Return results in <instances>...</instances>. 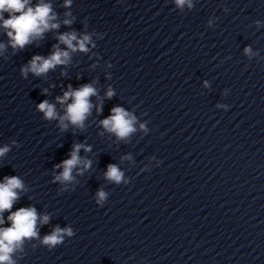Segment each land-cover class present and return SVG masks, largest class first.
Instances as JSON below:
<instances>
[{"label": "water", "instance_id": "95a60500", "mask_svg": "<svg viewBox=\"0 0 264 264\" xmlns=\"http://www.w3.org/2000/svg\"><path fill=\"white\" fill-rule=\"evenodd\" d=\"M23 116L0 103V148L10 149L0 157V182L17 176L25 186L0 227L21 207L49 222L37 221L38 238L11 254L15 264H264V225L117 164L127 182H109L114 163L91 151L79 152L92 161L83 175L77 168L72 182L55 181L74 143ZM57 226L73 235L42 244Z\"/></svg>", "mask_w": 264, "mask_h": 264}, {"label": "clouds", "instance_id": "9594fccd", "mask_svg": "<svg viewBox=\"0 0 264 264\" xmlns=\"http://www.w3.org/2000/svg\"><path fill=\"white\" fill-rule=\"evenodd\" d=\"M178 8H183L186 4L191 7V0H175ZM71 5V0H65V7ZM4 13L8 14V18H4ZM65 16H71L70 12H66ZM57 16L52 11L50 4L44 0L32 7L30 0H0V27L7 30V36L13 50L23 49L25 45L33 40L43 38L46 31L58 29L59 23H54ZM65 25H71V19L63 21ZM60 44L66 46L68 50H62L59 45H53L54 51L51 55L43 57L40 55L33 56L29 63L21 69V74L27 76L28 72L35 76H42L54 69L57 65H68L71 60V53L76 51L88 52L87 45L91 43V35L83 34L78 37L75 31L66 32L58 36ZM75 42V44L73 43ZM95 46V45H93ZM4 49V45L0 44V50ZM245 54L251 55V48H245ZM45 94L47 90H44ZM114 90L109 87L105 93L106 98L111 99ZM97 95V89L92 84H83L77 89H73L71 85L64 92L63 96L56 97L61 105H66L64 115H58L54 104L43 100L37 107L44 114L46 120H59L61 131L67 130L69 124L80 128H84V121L91 114L94 105L90 101V97ZM71 100V103L68 101ZM97 112L102 111V106H96ZM137 118L131 112L126 111L123 107H113L111 114L100 121L102 127L109 133L115 134L118 140H127L131 134L137 131L135 125ZM140 129L147 131L145 124H140ZM85 152L91 151V147L84 144H74L69 158L63 160L60 164L55 165L56 168H62V171L54 177L55 181L68 183L74 180L73 170L79 169L77 174L83 175V172L90 169L92 161L80 157L81 149ZM9 147L0 148V157L9 151ZM130 159L131 157H125ZM82 166V167H80ZM104 177L109 182L120 184L124 180V173L116 164H109ZM19 190V191H18ZM25 191L23 181L17 176H6L3 182H0V225L4 224L3 213L10 211L13 203L19 199V192ZM107 196L104 190L97 192V202L102 203ZM7 220L10 221L9 227H0V264H15L12 259V253L17 249L22 250L25 240L38 238L37 221L40 224H47L49 216H38L34 207H21L15 212H10ZM73 231L70 227H56L50 234L45 235L41 243L49 248L55 247L63 242L65 236H72Z\"/></svg>", "mask_w": 264, "mask_h": 264}]
</instances>
